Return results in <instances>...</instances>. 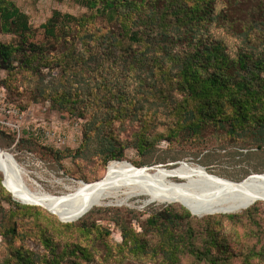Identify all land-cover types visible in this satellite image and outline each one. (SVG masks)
<instances>
[{"label": "trees", "instance_id": "obj_1", "mask_svg": "<svg viewBox=\"0 0 264 264\" xmlns=\"http://www.w3.org/2000/svg\"><path fill=\"white\" fill-rule=\"evenodd\" d=\"M75 2L89 14L55 11L42 26L46 42L35 43L29 16L13 1L0 0V33L18 39V44L0 43V69L23 70L31 81L38 80L36 92L43 97L50 92L54 104L71 111H115L91 114L84 134L86 144H99L105 163L125 157L106 127L114 117L143 119L135 143L147 155L161 140L209 144V134L264 151L263 2L244 19L232 17L231 0ZM219 3L229 6L218 10ZM98 19L110 27H99ZM47 58L60 70L49 86L43 74ZM150 122L165 126V132L150 135ZM53 153L59 161L61 153ZM173 215L165 219L168 227L180 219ZM185 215L192 217L186 209ZM159 221L151 219L155 225ZM17 255L20 264L31 263L29 256Z\"/></svg>", "mask_w": 264, "mask_h": 264}, {"label": "rangeland", "instance_id": "obj_2", "mask_svg": "<svg viewBox=\"0 0 264 264\" xmlns=\"http://www.w3.org/2000/svg\"><path fill=\"white\" fill-rule=\"evenodd\" d=\"M10 1L29 16L36 33L31 42L35 43L46 42L42 26L55 11L77 17L89 14L75 0ZM259 1L264 4V0H231L232 17L250 16ZM228 6L219 3L218 10ZM97 24L103 28L111 25L103 19ZM0 43L18 44V39L0 33ZM49 59L43 71L46 86L60 71L53 69ZM31 80L23 70L0 69L1 148L16 157L35 192L59 196L81 182L102 180L109 165L120 161L105 163L99 144H86L84 134L91 114L115 111L83 110L80 106L71 111L54 104L50 92L41 96L36 92L38 80ZM82 112L86 113L83 119L78 117ZM110 122L106 127L119 142L115 145L125 152L122 161L138 168L170 169L188 163L236 183L264 175V151L252 148L253 144L209 134V144L161 140L147 155L135 143L143 119L114 117ZM152 123L146 128L150 135L165 132V126ZM53 152L61 153L59 161ZM3 177L0 174V264H20L18 252L29 256L30 264H264V202L239 214L198 217L178 203L156 202L140 192L128 198L119 192L118 198L109 199L103 208L65 224L45 208L17 201L2 186ZM185 209L191 218L185 215ZM171 213L180 219L168 227L165 219ZM153 217L160 218L157 225L151 222ZM170 230H174L172 239ZM169 245L177 248L171 250ZM170 253L175 255L171 257Z\"/></svg>", "mask_w": 264, "mask_h": 264}, {"label": "bare ground", "instance_id": "obj_3", "mask_svg": "<svg viewBox=\"0 0 264 264\" xmlns=\"http://www.w3.org/2000/svg\"><path fill=\"white\" fill-rule=\"evenodd\" d=\"M0 173L4 176V187L17 201L45 208L64 223L75 222L91 210L103 208L119 192L128 198L140 192L156 202L178 203L198 217L239 214L264 202V175H254L236 183L188 163L156 170L138 168L128 161L114 162L102 180L81 182L74 190L67 189L59 196L33 191L25 169L14 155L1 147Z\"/></svg>", "mask_w": 264, "mask_h": 264}, {"label": "water", "instance_id": "obj_4", "mask_svg": "<svg viewBox=\"0 0 264 264\" xmlns=\"http://www.w3.org/2000/svg\"><path fill=\"white\" fill-rule=\"evenodd\" d=\"M147 168V167H146ZM150 169H153V168H150Z\"/></svg>", "mask_w": 264, "mask_h": 264}]
</instances>
